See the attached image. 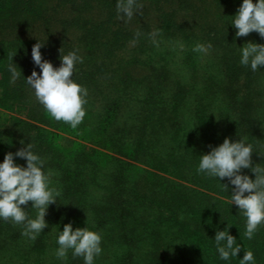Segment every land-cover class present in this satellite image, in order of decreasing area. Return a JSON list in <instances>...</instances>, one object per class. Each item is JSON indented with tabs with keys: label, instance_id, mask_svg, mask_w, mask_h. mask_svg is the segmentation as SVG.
<instances>
[{
	"label": "trees",
	"instance_id": "1",
	"mask_svg": "<svg viewBox=\"0 0 264 264\" xmlns=\"http://www.w3.org/2000/svg\"><path fill=\"white\" fill-rule=\"evenodd\" d=\"M96 1L105 6L108 17L97 23L82 22L87 54L82 58L84 66L74 73V80L87 89L85 111L96 90L103 97L102 103L98 112L93 113L92 108L86 111L93 113L90 120L85 116L77 128L66 124L65 129L80 139L98 138V145L108 152L81 145L71 153H63L55 142V134L39 137L38 145H43L45 150L40 155L49 153L45 170H51L56 176L61 195L71 198V202L57 200L49 205L47 225L50 221L59 227L57 219L62 216L71 221L73 228L85 227L87 221L88 227L102 236L101 244L108 253L103 264H239V258L247 250L253 252L256 264H264V238L257 231L252 239L244 236L246 218L239 213L238 206L230 203L234 186L229 184L227 191L220 184H228L227 178L219 182L197 172L200 155L225 139L212 117L203 119L199 127L190 130L180 120L181 91L179 94L176 88L166 103L156 91L157 86L147 85V98L142 100L146 112L133 126L136 131L126 129V123L123 127L113 126L123 106L131 100L133 91L129 87L135 82L121 66V58L116 57L117 49L133 39L136 47L132 52L138 54L145 47V36L141 30L135 32L113 24L114 17L120 14L117 7L120 0ZM170 1L179 8L192 4L191 0ZM227 1L234 4L233 13L242 3V0ZM25 3L30 6L32 0ZM175 9L162 12L163 29L180 27L173 22ZM88 23L91 24L88 26ZM140 29L144 30L145 26ZM95 52L99 58L102 56L100 60ZM106 79L108 82L104 84ZM154 79L160 80L156 74ZM22 122L29 134L39 128ZM260 164L264 166V160ZM242 172L255 178L251 169H242ZM22 207L29 218H34L31 201ZM227 222L232 224L230 234L242 247L238 258L224 261L216 252L214 236ZM47 228L32 241V249L38 254L46 249ZM79 261L80 257H74L71 252V258L63 263L78 264Z\"/></svg>",
	"mask_w": 264,
	"mask_h": 264
},
{
	"label": "rangeland",
	"instance_id": "2",
	"mask_svg": "<svg viewBox=\"0 0 264 264\" xmlns=\"http://www.w3.org/2000/svg\"><path fill=\"white\" fill-rule=\"evenodd\" d=\"M26 1L0 0V161H3L6 153H15L23 147L21 140L25 144L31 142L34 151L40 154L45 150L43 145H38L39 137L46 138L50 133L55 134V142L63 153H71L81 145L108 152L98 145V138H77L65 129L67 123L53 119L37 101L34 90L25 80L34 69L37 72L40 70L32 58V47L38 42L44 43L40 49L42 58L50 61L54 67L60 66V55L70 51H77L84 58L88 44L82 22L105 20L108 17L107 9L96 0H32L30 6ZM191 2L187 8H179L170 0H134V14L130 18L121 13L114 17V25L118 23L135 32L143 31L141 35L145 36V47L134 54L132 49L136 43L131 39L117 49L116 57L121 58V66L135 78V82L129 87L133 91L131 100L126 101L113 126L123 127L126 123V129L136 131L134 125L146 112L142 100L147 98V85L157 86L156 91L166 99V103L177 88L178 93H182L178 110L184 126L193 130L199 127L203 119L212 117L218 130L224 132V138L229 137L233 141L244 138L250 143L254 149L252 162L260 163L261 159L264 160V66L257 71L250 66H242L239 63V47L249 41L264 44V37L256 31L236 37V29L230 24L236 12L233 13L234 4L227 0ZM172 8H176L173 22L180 27L163 29L162 12ZM143 26L145 29H140ZM196 44H211L212 47L207 53H199L193 51ZM98 55L100 60L102 56L99 58ZM106 61L111 62V59ZM9 65L15 66L17 72L21 73L14 83L11 82ZM83 66L81 62L76 63L73 79L76 70ZM155 74L160 80L154 79ZM107 82L106 79L103 83ZM95 92L86 107L87 110L92 108L93 113L100 110L103 98L100 97L101 93ZM92 112H86L89 120L93 117ZM35 118H43L52 124L39 122ZM22 121L39 128L31 130L29 134ZM45 153L41 157L48 162L49 153ZM14 160L26 166L25 159L14 157ZM55 177L52 175L51 179L57 187ZM60 200L71 202V198L62 195L58 198ZM35 214L36 210L33 209L34 217ZM45 219L47 221L48 218ZM57 221L59 227L48 221L44 239L46 249L38 254L32 249L33 240L22 235L23 225L0 219V264H64L65 259L71 258L72 251H68L65 259L58 258L56 238L64 224L71 221L68 222L63 216ZM257 232L264 238V224L258 227ZM101 247L102 253L95 258V264H103L108 259L106 249L102 244ZM78 264H84L83 257H80Z\"/></svg>",
	"mask_w": 264,
	"mask_h": 264
},
{
	"label": "clouds",
	"instance_id": "3",
	"mask_svg": "<svg viewBox=\"0 0 264 264\" xmlns=\"http://www.w3.org/2000/svg\"><path fill=\"white\" fill-rule=\"evenodd\" d=\"M117 7L124 16L130 18L134 14V0H120ZM232 17L230 24L236 29V37L247 36L252 31L264 37V0H242ZM43 44L38 42L32 47V58L40 72L34 69L30 76L24 78L47 113L56 121H63L75 129L86 115L83 105L87 89L73 79L74 67L82 62V57L77 51H70L60 55L61 64L54 67L42 58L40 49ZM211 47V44H196L193 51L207 53ZM239 48V63L242 66H250L253 71L264 66V44L249 41ZM8 71L13 83L21 75L13 65H9ZM20 143L24 146L15 153H6L0 161V219L23 225L22 235L35 240L47 227V210L58 200L61 192L52 184L53 173L45 170V159L34 151V145L31 142L25 144L23 140ZM253 152V146L244 138L233 141L225 137L221 144L200 155L197 167L198 173L216 178L219 182L227 178L228 184L220 183L225 190L228 191L229 184L234 186L230 203L238 206L239 213L246 218L244 236L247 239H252L258 227L264 224V166L253 164ZM14 157L25 159L26 166L17 164ZM242 169H251L255 178L243 173ZM29 201L36 210L34 218H29L22 207ZM231 226L227 222L224 229L217 230L214 236L216 252L224 261L238 258L242 247L230 234ZM101 241V234L88 227L87 221L85 227L75 230L69 222L57 235L56 256L65 259L71 250L74 257H83L84 264H95V258L102 253ZM239 264H256L253 252L244 251Z\"/></svg>",
	"mask_w": 264,
	"mask_h": 264
}]
</instances>
